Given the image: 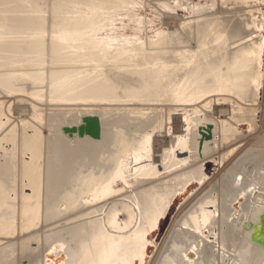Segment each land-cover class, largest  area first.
I'll list each match as a JSON object with an SVG mask.
<instances>
[{
    "label": "water",
    "instance_id": "water-1",
    "mask_svg": "<svg viewBox=\"0 0 264 264\" xmlns=\"http://www.w3.org/2000/svg\"><path fill=\"white\" fill-rule=\"evenodd\" d=\"M225 1L18 0L10 3V0H0V55L3 56L0 57V231L11 230L14 225L20 230L29 227L37 218L40 198V140L33 144L27 142L30 136L35 139L36 131L24 120L15 119V104L26 103V96L33 95L49 105L98 104L103 108L110 104L160 103L168 106L162 109L154 106L156 111L137 121L127 115H116L110 123H105L104 134L101 113L84 114L78 123H64L74 114L64 108L56 107L49 115L44 114L48 124L63 129L70 137L94 139L77 148H68L62 133L50 139L48 188L51 197L44 215L57 214L56 206L64 197L68 203L78 201L76 211L89 208L82 212L84 216L91 214L86 218L95 217V210L90 207L132 192L129 203L122 201L107 208L102 221H88L82 227L57 233L43 258L31 264H101L110 238L141 233L145 241L143 252L139 259L131 256V264L151 263L177 211L221 165L219 156L206 158L214 153L211 150L217 148V141H223L224 136L218 129L220 121L209 117L208 111L215 104L230 103L226 99L233 96L252 106L264 97L261 48L264 0H229L258 15L256 24L247 28L243 44L235 45L233 48L237 50L230 53L229 61L238 69L231 70L229 75L209 73L203 79L196 62L187 63L191 56L189 49L184 50L186 56L163 50L167 45H175L171 44L174 29L165 23V17L177 14L181 19H196L219 7H227ZM132 4H139L140 8L131 11L128 6ZM31 7L34 11L42 7L46 18L7 19L13 14L6 10H30ZM137 15L142 17L140 30L136 24L129 23ZM122 16L128 19L120 25L117 21ZM114 23L117 27L110 28ZM46 30L44 38L32 36ZM104 32L106 36L101 35ZM12 33L27 36L5 37ZM113 40L119 42L111 43ZM131 60L169 63L165 70L154 67L148 73L151 81L158 76L162 78L160 86L151 89L153 95L147 96L144 91H115L110 87L109 76L97 75L106 65L122 72L118 68H128L126 64ZM36 71L42 76L34 75ZM128 76L143 80L139 75ZM42 87L44 90L39 91ZM31 108L30 117H33L38 111L33 105ZM254 108L250 114L259 122L261 109ZM175 113L182 114L183 132L175 134L174 142L163 147L160 160L155 161V136L165 133L167 122H172ZM238 124L246 125L247 134L254 130L249 119L244 118ZM168 127L172 132L173 126ZM60 145L64 148L63 156L57 155ZM105 150L109 151L108 155L102 157ZM54 151L57 153L53 154ZM15 153H20L21 164L14 190ZM88 155L91 157L86 166L90 173L80 176L78 162L85 161ZM254 161L245 162L248 175L239 171L221 184L217 181L191 203L155 264H264V198L255 192L257 188L264 193V177L246 180L256 175ZM74 173L79 178L75 183ZM166 175L171 176L163 183H145ZM17 195L18 205L13 211L7 204L9 196L12 200Z\"/></svg>",
    "mask_w": 264,
    "mask_h": 264
},
{
    "label": "bare ground",
    "instance_id": "bare-ground-1",
    "mask_svg": "<svg viewBox=\"0 0 264 264\" xmlns=\"http://www.w3.org/2000/svg\"><path fill=\"white\" fill-rule=\"evenodd\" d=\"M11 2L10 3H13V2H17L18 0H10ZM25 1H28V0H25ZM226 3L225 4H227L228 6L227 7H219L218 8V10H216V11H214V12H207V13H204V14H201V15H199L198 17H196V19H188V20H186V19H184V18H182L181 19V17L182 16H180V15H177V14H174V15H171V16H167V17H165V23L167 24V25H169L170 23L172 24V22H171V20H173V19H176V20H178V18H179V26H177L178 25V23L177 24H174L173 26H176V27H171V24H170V28L171 29H174V34L171 36V44H173V43H175V45H176V42H178V44H179V42H180V44H182V45H184V47L183 48H174V46H171V47H169L168 45H167V47L166 48H164L163 50H166L167 51V53H169V52H171V51H173V52H178V54H182V55H185L186 54V51H184V50H187V49H189L190 50V53H191V56H190V60L187 62V63H190V62H193V61H195L196 62V64L199 66V67H201V68H204V70H203V72L204 73H202V74H200L201 76V78H203V79H205L206 78V75L207 74H209V73H214V74H216V75H221L222 74V72H223V65H225L226 66V70H227V72H229V71H231V70H236L237 71V69L238 68H236L235 66H233V65H231V63H230V59H229V56H230V53L232 52H230V50H226V56L224 57V58H222V59H224V60H222L223 62H221L220 63V65H219V68H217V67H215L214 68V66H216L213 62H204V66H201V62H199L200 60L199 59H197L196 58V54H198L199 55V51H201V50H204V49H206L205 47H207V46H209V45H207V46H205L204 44H202V42H200L199 44H198V47L197 48H189V47H186V46H189L188 44H186L185 43V41H184V38H185V33L187 34V33H189V30H192V28H193V26L195 25V24H197L199 27H201V28H203V30H205V32H206V34L208 33V31H210L213 27H214V25L216 24V23H218V20H221V18H226L227 17V13H228V10L232 7V5L230 6V3H232L233 4V2H230L229 0H226L225 1ZM233 5H235V6H237L238 4L237 3H235L234 2V4ZM234 7V6H233ZM232 9V8H231ZM237 10V9H236ZM55 11V10H54ZM53 11V12H54ZM222 11H224V13H221ZM244 11H245V13H246V15H248L249 17V20H247V21H249V23H246V24H242L243 25V27H244V29H245V31H243L241 28H240V25L238 24V23H234L233 24V28L235 29L237 26V30H238V32H240V33H238V36L236 37V38H234L235 39V42L231 45V48L232 47H234L235 45H238V44H243V42H244V39L246 38V36H244V35H246V34H248V32H247V28H249L250 29V27L253 25V24H256V20L258 19V15L256 14V15H253L252 14V10L251 9H248V8H245L244 9ZM6 12H9V13H12L13 15L12 16H10V17H7V19H10L11 21H17V20H25V19H30V18H39V19H42V18H46V16L44 15L46 12H45V10L42 8V7H39V9H35V11H34V7H31V9L29 10H6ZM35 12V13H34ZM36 13H39V14H37L38 16H36V17H34V16H31V15H33V14H36ZM41 13H43V14H41ZM246 15H243V16H245L246 17ZM244 19V18H243ZM243 19H241V20H243ZM211 21V22H210ZM180 22H182V24L180 23ZM181 24V25H180ZM219 24V23H218ZM200 29V28H199ZM46 32H48L47 30L46 31H44V32H42V33H38V32H35V33H32V36H34V37H42V38H44V37H46ZM213 32V31H212ZM214 33H215V31H214ZM206 34H204L205 36V38H207L208 39V36L206 35ZM218 34H220L219 32H217V30H216V38H217V35ZM226 34V33H225ZM19 35H26L27 36V34H24V33H20V34H16V33H12V34H8V37L7 36H5L6 38H17V37H21V36H19ZM222 35V34H221ZM224 35V34H223ZM223 35H222V38L221 39H223L224 37H223ZM218 36H220V35H218ZM227 36V35H226ZM219 39V37L216 39V40H218ZM220 39V41H223V40H221ZM225 39V38H224ZM41 41H44V39H42ZM219 42V41H218ZM26 43V42H25ZM225 43H227L226 45L228 46L229 45V43L228 42H226L225 41ZM214 44H216V42L214 43ZM218 44V43H217ZM225 45V46H226ZM201 46V47H200ZM192 47V46H191ZM230 47V46H229ZM237 49L236 48H234V50L233 51H236ZM203 54V53H202ZM196 55V56H195ZM2 55H0V57H1ZM186 56V55H185ZM3 57V56H2ZM204 57H205V55H204ZM124 60V59H123ZM127 60V59H126ZM204 60H206V57H205V59ZM125 61V60H124ZM136 62H138V63H136ZM199 63V64H198ZM106 64V63H105ZM168 64L169 63H167V62H164L163 60H155V61H152V60H149V61H147V62H142V61H132L131 60V62L129 63H127L126 65H127V67L128 68H126V67H120V68H118V70H121L122 72H115V69L114 68H111V66H108V65H106V66H103V67H105V68H103L101 71H99L98 73H97V75H101L102 77H104V76H106V77H108L109 78V80H110V87L113 89V90H115V91H117L118 89H122V90H124V91H131V92H140V91H144V92H147L148 93V95L147 96H151V95H153L154 94V91H151V89L153 88V87H155V90L160 86V84H161V82H162V78H161V76H158L157 78H154L155 80L154 81H151V79L147 76V75H149L148 73L151 71V70H153V68L154 67H159V68H161L162 70H165L166 68H167V66H168ZM197 66V67H198ZM222 67V68H221ZM200 68V69H201ZM158 69V68H157ZM45 70V69H44ZM43 70V71H44ZM197 70H199V69H197ZM202 70V69H201ZM41 72H43L42 70H40ZM40 71H36L35 72V74L34 75H37V76H42L41 74L42 73H40ZM199 72H201L200 70H199ZM111 73H113L112 75H110ZM129 74H131V75H133V76H135V75H139L140 77H142L143 78V80H139V79H136V78H134V77H130V76H128ZM223 74H225V73H223ZM226 75H227V73H226ZM42 90H44V88L42 87V88H40L39 89V91H42ZM28 97V96H27ZM36 97H38V99H40V97L39 96H36ZM115 97H117V98H120V99H122V100H124V101H127L128 99L127 98H124L123 99V97H121V96H119V95H115ZM29 99H32L33 101H31V100H29L28 99V101L35 107V108H40L41 106H39L37 103H39V104H47V103H41V102H39V100H36L34 97H33V95H32V98H30V97H28ZM227 98H229V97H227ZM27 100V99H26ZM110 100H114V99H110ZM121 100V101H122ZM226 100H229L230 101V103H221V104H229V106H230V113L228 114V116L227 117H225V116H223V117H216V116H210L209 115V117H211V118H215V119H217V120H219L220 121V123H219V128L218 129H221L222 130V132H223V134H224V136H223V141L222 140H218L217 141V148H214L213 150H211L212 152H214L212 155H210V156H208V157H206L207 159L208 158H211V157H214V156H219L220 157V160H221V165H220V167L221 166H223L224 165V163L226 162V161H228L229 160V158L243 145L242 143L243 142H241L240 144H242L241 146H240V144H237V145H235V146H232V147H230V148H228L226 151H223L220 155L219 154H217L218 152H219V150L221 149V148H225V147H227V146H230V145H232V144H234V143H237L239 140H241V139H243V138H245V137H248L249 135H251V134H254V133H256V132H258L259 131V129H260V127H261V119H262V112H263V109H264V106H263V100H264V97H263V100L258 104V105H256V106H252L251 104H247L248 102L247 101H245V100H240V99H238V98H236V97H234L233 96V98H230V99H226ZM34 101H36L37 103H35ZM157 104H160V103H157ZM49 105V104H48ZM118 104H116V106H113V104H110V105H105L106 107H103V108H100V105H98V104H88V105H85V106H82V107H79V106H77V105H75V106H66V105H49L48 106V109H49V112H52V111H54V110H56V107H58L57 109H61V108H64V109H66V110H68L67 112H69L70 114L71 113H74L72 116V119H74V120H71L70 122H68V123H74V122H76V123H78V122H80L81 121V119H82V117H83V115L84 114H88V113H101L102 115V123H103V134H104V132H105V123H110L111 122V119L113 118V117H115L116 115H127L130 119H132V120H140L142 117H149L150 115H151V113L152 112H154V111H156V108L154 107V106H156V107H160V106H157L156 104H151V105H147V104H145V105H142V106H138V105H134L133 103H130L129 105L128 104H123V105H125V106H117ZM109 106H111V107H109ZM113 106V107H112ZM43 107H45V106H43ZM260 108L261 109V115H260V120H259V122H256L255 121V118H254V116L253 115H251L250 113H252V108ZM163 107H162V105H161V108H159V109H162ZM254 108V109H255ZM214 110V107L211 109V110H209L208 112H212ZM241 113H243L244 114V116L242 115L241 116ZM22 115V114H21ZM71 117V116H70ZM22 118V117H21ZM244 118H246V119H249L250 120V122L252 123V127L254 128V130H253V132H250V133H245L244 131H245V128H246V125L245 124H238V122L240 121V120H242V119H244ZM17 120H18V118H17ZM22 120H24V119H22ZM27 120H29V119H27ZM183 120V119H182ZM233 120H236V121H238V122H235V121H233ZM30 121V120H29ZM31 123H32V120L30 121ZM67 122V121H66ZM172 122H173V119H172ZM172 122L171 123H169V124H171L172 125ZM31 123H30V125H31ZM25 124H26V121H25ZM27 125V124H26ZM29 125V124H28ZM30 125H29V127H30ZM34 127V126H33ZM243 131V133H240L241 131ZM119 131H122L123 132V129H119ZM37 132V131H36ZM66 132V131H65ZM167 132H168V134L169 135H172V136H174L175 137V139H176V136H175V134H177V133H173V131L171 132V130H170V128L167 126ZM240 133V134H239ZM45 134V133H44ZM67 134V133H66ZM68 135V134H67ZM160 135H163V134H160ZM39 136H40V134H39ZM38 136V134H37V136H35V139H34V137L33 136H30V138H28L29 140H27V142L28 143H30V144H33L35 141L36 142H38V140H42L43 138L42 137H39ZM47 136V135H46ZM65 136V135H64ZM44 137V136H43ZM76 139L77 138H79V137H75ZM74 137H73V139H75ZM91 139L92 141H88V142H86V143H88V144H90V143H92V142H94V139L92 138V137H88V139ZM66 139H69L70 140V138H66ZM80 139V138H79ZM82 139H84V138H82ZM40 140V145H41V153H43L42 151L44 150L43 148L45 147L44 146V144H45V142L44 141H41ZM45 140V139H44ZM72 140V139H71ZM85 140V139H84ZM50 141V140H49ZM69 142V141H68ZM98 143L97 144H100L101 142L100 141H97ZM83 143V142H82ZM76 144V143H75ZM102 144V143H101ZM69 145V144H68ZM44 146V147H43ZM47 146V145H46ZM79 146H80V144H79ZM78 145H77V147H79ZM76 147V146H75ZM76 147V148H77ZM46 148V147H45ZM61 148H63V147H61ZM68 148H70V147H68ZM72 148H74V147H72ZM64 149V148H63ZM45 151V150H44ZM57 152H58V154L57 155H62L63 153H64V151L63 150H56ZM56 151H54L53 152V154L54 153H57ZM47 152H48V155H49V159L51 160V158H50V148H49V142H48V146H47ZM45 153V152H44ZM45 155V154H44ZM17 156V155H16ZM63 156V155H62ZM103 156H104V154H103ZM19 157V156H18ZM44 159H45V156H44ZM250 159H253V160H255L254 161V170H255V176L254 177H252V178H248V177H246V180H250V181H255V180H262V178L264 177V132L255 140V142H254V144H253V146H251V147H249L245 152H243L242 154H240V156H238L237 157V159L233 162V164L231 165V166H229L228 168H227V170L226 171H228L227 172V175H223L222 177H221V179H218V180H216V181H214V182H212L210 185H209V187L207 188V189H209L215 182H217L218 181V183H220L221 184V182L225 179V178H227V177H231V175H234L235 173H237V172H239V171H242L243 172V174H246V175H248L247 174V171H246V168H245V162H246V160H250ZM19 161H20V159H19ZM83 161V160H82ZM82 161H80V162H82ZM88 161V160H87ZM44 162V161H43ZM20 163H21V161H20ZM41 164V163H40ZM78 164H79V162H78ZM57 166H58V162H57ZM50 167H51V163H48L47 164V175H50ZM219 167V168H220ZM43 168V167H42ZM43 170V169H42ZM87 170H88V168H87ZM182 170H186V168H183ZM219 171V170H218ZM217 171V172H218ZM216 172V173H217ZM215 173V174H216ZM44 174V173H43ZM214 174V175H215ZM229 174H230V176H229ZM213 175V176H214ZM83 176V175H82ZM15 177V176H14ZM44 176L41 174V167H39V181H40V183H39V186H40V191H39V195L40 194H42V192H44V191H42L43 190V186H44V184H43V180H44V178H43ZM170 177V175H166V176H164V177H160V178H157L159 181L158 182H156L157 184H159V183H163L164 182V180L165 179H168ZM212 178V177H211ZM210 178V179H211ZM15 179V178H14ZM46 179V178H45ZM157 179H150V180H157ZM209 179V180H210ZM48 180H49V176H48V178L46 179V184L48 185ZM150 180H146L147 182L148 181H150ZM208 180V181H209ZM146 181H145V183H146ZM167 181H169V180H167ZM207 181V182H208ZM14 182V181H13ZM206 182V183H207ZM150 183V182H149ZM156 183H153V184H155L156 185ZM151 184V183H150ZM49 187V186H48ZM49 189V188H48ZM49 191H51V190H49ZM130 192H132V191H130ZM255 192H256V196H258V197H263L264 198V193H261L260 191H258V189L256 188L255 189ZM44 195V194H43ZM118 196V195H117ZM128 196H130V195H124V196H122V197H120L118 200H115V201H113V203H112V205H115V204H118V203H120V202H122V201H127L128 203L130 202L128 199ZM221 196V195H220ZM74 202V201H73ZM78 203V202H77ZM74 204L73 206H70L68 209H72L70 212H73V211H76V210H74V209H77L78 208V204ZM98 204H96V205H93L94 207H93V209L95 210V212H96V217H97V215H98V212H99V210L97 209V206ZM110 206V205H109ZM185 206V205H184ZM8 207V206H7ZM14 208V207H13ZM103 208V207H102ZM68 209H66V211L63 213V215H67L68 213H69V210ZM92 209V210H93ZM100 209V208H99ZM14 211V210H13ZM184 213V212H183ZM182 213V214H183ZM85 215V213H83V214H80L79 216H77V217H73V218H71V225L70 226H68V227H70V230H72V229H74V228H76V227H82L83 226V222H85L84 220H82L83 219V216ZM176 215V214H175ZM56 216V215H55ZM182 216V215H181ZM180 216V217H181ZM49 217V216H48ZM87 217V216H86ZM95 217V218H96ZM175 217V216H174ZM174 217H173V219H174ZM180 217L179 218H177L176 220H175V222H174V225L172 226V228L170 229V231H169V233H168V236H167V238H166V241L164 242V244H163V247H162V249L164 248V246H165V244H166V242L168 241V239L170 238V236L172 235V233L176 230V228L177 227H179V219H180ZM85 219V218H84ZM98 219V218H97ZM173 219H172V221H173ZM95 220V219H94ZM93 220V221H94ZM103 220V217H100V221H102ZM99 221V222H100ZM172 221H171V223H172ZM171 223H170V225H171ZM228 225H230V226H232L233 225V223H228ZM170 227V226H169ZM169 229V228H168ZM12 232V231H11ZM167 232V231H166ZM166 234V233H165ZM165 236V235H164ZM164 238V237H163ZM47 240V239H46ZM163 240V239H162ZM161 244V243H160ZM5 246V245H4ZM5 248V247H4ZM7 248V247H6ZM162 249H161V251H162ZM158 250V249H157ZM161 251H160V253H161ZM46 252V251H45ZM10 253V252H9ZM160 253H159V255H160ZM45 255V254H44ZM159 255H158V257H159ZM155 256V255H154ZM217 257V259H220V257H219V255H217L216 256ZM158 259V258H157ZM12 260V259H11ZM5 261V260H4ZM152 261V260H151ZM157 261V260H156ZM155 261V262H156ZM10 262V261H9ZM1 264V263H0ZM9 264V263H8ZM14 264V263H13ZM155 264V263H154Z\"/></svg>",
    "mask_w": 264,
    "mask_h": 264
},
{
    "label": "rangeland",
    "instance_id": "rangeland-1",
    "mask_svg": "<svg viewBox=\"0 0 264 264\" xmlns=\"http://www.w3.org/2000/svg\"><path fill=\"white\" fill-rule=\"evenodd\" d=\"M233 4L230 3V6L232 5V7H231L232 9L230 8L228 10L227 17L226 18H221V20H218L219 24L216 23L214 25V27L210 31H208L207 34H206L205 30H203V28L199 27L197 24H195L193 26L192 30H189V33H187V34L185 33L184 41H185L186 44L189 45V46H186V47L193 48V49L197 48L198 44L200 42H202V44H204V45L206 44L205 46L209 45V46L205 47L206 49L199 51L198 52L199 55L198 54H196L197 56L195 55L196 58L200 60L199 62H201V66H204L203 65L204 62L207 61V62H213L216 65V66H214V68L215 67L219 68L220 63L223 62L222 60H224L222 58H224L226 56L225 55L226 54V50H230V52L234 50L233 47L231 48V45L235 42L234 38H236L238 36V33H240L237 30L238 26L235 29L233 28V24L234 23H238L240 25V28L243 31H245L243 25L246 24V23H249V21H247V20H249V18H248L249 16L246 15V13L244 11V9L246 7L239 6V5L235 6ZM221 13H224V11H222ZM243 15H246V17L243 16ZM241 19H243V20H241ZM178 21H179V18H178V20H176V19L171 20V22H172V24L170 23L171 27L172 28L176 27V26H173V25L177 24V23H178L177 26H179V22ZM170 24H169V26H170ZM216 30H217V32L220 33V34H218L220 36L217 35V38L219 37L218 40H216L217 39L216 38ZM214 31H215V33H214ZM204 34H206L208 36V39L204 37L205 36ZM221 34L222 35L224 34L223 37L225 39L224 38L221 39L222 38ZM244 36H247V34L244 35ZM220 39L223 40V41H220ZM225 41L229 43L228 46L226 45L227 43H225ZM215 42H216V44H214ZM183 47H184V45L180 44V42H179V44L174 46V48H180V49L183 48ZM204 55L206 57V60H204L205 59ZM222 67H223L222 74L225 73V75H226V73H227L229 75L230 71L227 72L226 66L223 65ZM200 68L201 67H199V66L197 67V69H199L201 71L200 74L204 73L203 72L204 68H201L202 70ZM26 98L29 99L27 96H26ZM29 100L33 101L32 99H29ZM34 102L37 103L36 101H34ZM37 104L39 106H41V105L42 106L40 108L39 107L36 108L38 112L36 114H34L33 117H30L31 112H32V108H31L32 104L29 101L26 102V103L15 104L14 110H15V114L17 115L15 119L16 120H17V118H18V120L19 119H24V123L26 121L27 125L28 124L30 125V123H31L30 121L32 120V123H31L30 127H32L33 129H35V131H37L36 135L38 134V136H39V134H40L39 137L43 138L42 140L41 139L40 140L45 142L44 146L46 148L43 146L44 147L43 149L45 151L43 150L42 151L43 153L40 154V161H41L40 163L41 164H40L39 167H41V174L44 176L43 178L46 181V179L49 176V175H47L48 174L47 173V164L51 163V161L49 159L48 152H47V146H48L49 140L52 137H54V136L57 137L59 134L62 133L63 135H65L64 136L65 138H70V140L69 139H67V141L65 140V143H68L69 144L68 147H70V148H72V147L76 148L77 145L79 146V144L81 146L82 142L86 143V142H88V141L90 142L92 140L90 138L86 139V140H84L82 138L73 139L72 137L67 135L68 133L66 134V132L63 129H61L59 127H54V126L48 124L45 121L44 114L49 115L48 114L49 113V109H48L49 105L48 104L44 105V104H39V103H37ZM156 105L157 106H161V104H156ZM43 106H45V107H43ZM113 106H116V105H113ZM117 106H125V105L118 104ZM263 106H264V100H263ZM163 107L167 108L168 106L164 105ZM229 113H230L229 104H215L214 105V110L212 112H208V114L210 116H216V117H220V116L221 117H223V116L227 117ZM72 117L73 116L69 117L66 121L70 122L71 120H74V119H72ZM27 119H29L30 121L27 120ZM66 121H64V123H66ZM168 125H169V123L167 122V126ZM172 126H173V133H182L183 132L182 114H180V113L173 114ZM263 132H264V109H263V112H262L261 127H260L258 132L254 133V134H251L248 137H245V138L239 140L237 143H234V144H232L230 146H227L225 148H221L219 150V152L217 154L220 155L223 151H226L228 148L243 142V145L229 158L228 161H226L224 163L223 166H221L219 168V171L207 183H205L177 211V213H176V215H175V217H174L169 229L167 230L163 240L161 241V244H160L158 250L156 251L155 256L153 257V259H152L150 264H154L155 261L157 260L158 255H159V253H160V251H161V249L163 247L164 242L166 241V238L168 236V233H169L170 229L174 225L175 220L177 218H179L182 215L183 212L186 211V209L191 205L192 202H194L198 198V196H200L205 190H207V188L209 187V185L212 182H214V181H216L218 179H221V177L223 175H227V172H228V171H226L227 168L233 164V162L237 159L238 156H240V154L245 152L249 147L253 146L255 140ZM62 134L60 136H62ZM174 140H175V137L168 134L167 127H166V131H165V133L163 135H156L155 136V139H154V149H155L154 150V159H155V161H159L160 160V153L162 152L163 147L168 146L171 142H174ZM101 143L99 145H103V143L102 144ZM58 150H63L64 151V149L61 148V145L59 146ZM108 152L109 151H106V150L103 151L102 157H106L108 155ZM54 154H56V153H54ZM103 154H104V156H103ZM44 156H45V159H44ZM89 157H91V156L88 155L87 158L85 159V161H84V159H81V161L83 160L82 162L79 161L78 165H79V168H81L80 171H79L80 176H82V175L83 176H88V174L90 173L88 166H86L89 163V161H90ZM19 159L21 161L20 153H15V155H14V165H15V173H14L15 177L14 178L15 179L13 178L14 187L12 188L14 190H15V188L17 186L18 181H19L18 173H19V168H20V164H21ZM55 165L57 166V162L55 163ZM79 168L77 167V170ZM87 168H88V170H87ZM75 176H77L76 173H74V183H75L76 179H79L78 177H75ZM229 176H230V174H229ZM44 180H43L44 186H43V190H42L44 192H42V194L39 195L40 198H39V202H38L39 203L38 204V214H37V218L35 219V222H33L29 227H27L25 229H21L20 230L19 228H17L14 225L15 227L13 226L11 228V230L3 229V230L0 231V250H1L0 252L3 253V255L0 257V263L1 264H8V263L9 264H13V263L14 264H27V263L31 264L33 262H38L40 259L43 258L48 245L51 243V241L54 239V237L57 235V233L70 230V227H68V226H70L72 224L71 223V218L77 217L80 214H83L82 212H84V211L89 209L88 208V209L81 210V211H73V212H69L67 215L66 214L63 215V213L66 211V209H68L70 206H73L78 201L75 200L74 202L68 203L65 200V198L62 197L59 200V202H58V204L56 206L57 207V214H55L56 216L54 215L53 217H51V216L48 217L47 214L44 215V211L47 210L49 199L51 197V191H49L51 189L50 188L48 189V185L46 184V182ZM158 181H159L158 179L155 180V181L154 180L153 181L150 180L148 182L146 181V183L151 185V184L156 183ZM71 193L73 194V192H71ZM130 194H131V192L129 191L127 193L120 194V195L115 196V197H113L111 199H108L105 202H102V203L98 204L97 205L98 206L97 209L99 210V212H98L97 217L95 216L96 217L95 218V217L91 216L89 218H86V216H84L83 219H82V220L85 221V222H83L84 223L83 225H86V223L88 221H90L92 223L99 222L100 221V217H104L105 212H106L105 210L107 208H109L110 206H112L113 201L118 200L120 197H122L124 195H130ZM9 199H10V202L7 204L8 208L15 210L16 206L18 205V201H17L18 195L14 196L12 198V200H11V198L9 196ZM93 207L94 206L90 207V210L93 209ZM93 211H94V209H93ZM40 212H41V214H40ZM95 214H96V212H94V215ZM90 215H87V217L90 216ZM13 223H15V220H14ZM30 229H32V230L29 231L28 233H24L25 230L27 231V230H30ZM25 259L27 260V263L24 261Z\"/></svg>",
    "mask_w": 264,
    "mask_h": 264
},
{
    "label": "snow or ice",
    "instance_id": "snow-or-ice-1",
    "mask_svg": "<svg viewBox=\"0 0 264 264\" xmlns=\"http://www.w3.org/2000/svg\"><path fill=\"white\" fill-rule=\"evenodd\" d=\"M140 8L139 4H132L128 6V9L131 11H136ZM127 16H122L118 18L117 23L123 25ZM142 17L139 15L136 16L135 20L129 21V23L136 24L137 30H140V20ZM117 23L110 25V28H116ZM264 34V30H261ZM101 35L106 36L107 32L102 33ZM118 40H113L111 43H117ZM262 54H264V45L261 46ZM113 227H115L113 225ZM145 245L143 234H132L127 237H120L118 239H111L105 255V258L101 261V264H131V256H135L137 259L140 258V253L143 252Z\"/></svg>",
    "mask_w": 264,
    "mask_h": 264
}]
</instances>
